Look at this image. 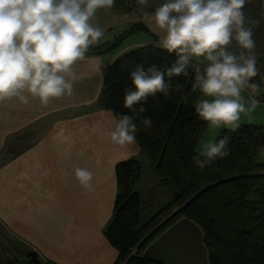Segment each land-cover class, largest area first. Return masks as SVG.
Listing matches in <instances>:
<instances>
[{
	"label": "crops",
	"instance_id": "obj_1",
	"mask_svg": "<svg viewBox=\"0 0 264 264\" xmlns=\"http://www.w3.org/2000/svg\"><path fill=\"white\" fill-rule=\"evenodd\" d=\"M161 2L149 0L144 10L152 11ZM133 6L130 14L114 18L117 25H124L123 30H115L110 21L113 14L105 12V25L98 27L112 36L91 47L118 42L127 29L133 31L136 23H142L149 32L159 31L152 37L157 42L147 41L140 46L158 47L161 31L151 19V26L144 24L148 16L141 14L136 0ZM244 12L249 19L259 21L253 26V39L257 76L262 82L257 84L259 95L250 85L242 90L246 104L252 98L259 103L254 111L241 114L239 126L264 128V0H247ZM107 52L85 55L73 65L77 79L70 97L53 98L47 105L34 97L28 104L15 97L0 101V151L7 141L6 163L0 167V228L10 238L0 250L3 260L23 264L26 254L35 251L40 261L55 264L115 263L117 251L104 235L112 220L117 193L115 166L131 158L141 163L144 155L136 141L118 146L108 136L114 114L99 101L103 72L124 51ZM220 130L208 127L205 135L213 139ZM204 139L207 138H202L196 152L202 150ZM257 162L264 163V150ZM77 166L92 172L90 189L76 180ZM138 182L133 189L141 198L144 222L158 209L151 210L152 203L145 199L144 190L136 188ZM154 187L170 188L161 184L160 178ZM170 189L168 202L174 197ZM142 252L162 264H209L202 230L187 218L178 219L159 233Z\"/></svg>",
	"mask_w": 264,
	"mask_h": 264
},
{
	"label": "clouds",
	"instance_id": "obj_2",
	"mask_svg": "<svg viewBox=\"0 0 264 264\" xmlns=\"http://www.w3.org/2000/svg\"><path fill=\"white\" fill-rule=\"evenodd\" d=\"M136 2L162 33L157 46L174 59L163 68L136 63L122 100L129 111L114 114L110 141L118 146L134 143L140 131L137 117L145 128L152 125L151 117L143 115L148 98L159 94L167 99L182 87L173 78L190 73V90L202 97L194 105L198 117L209 128L236 130L241 114L259 103L252 98L246 104L241 94L250 85L259 95V85L252 82L258 75L253 26L259 21L245 15L247 0H162L152 11L144 10L149 0ZM114 3L0 0V101L15 97L28 104L34 97L47 105L53 98L72 96L77 79L73 65L104 35L93 17ZM229 142L228 135L207 140L192 155L193 165L203 169L225 157ZM74 175L83 188H91L88 168L77 166Z\"/></svg>",
	"mask_w": 264,
	"mask_h": 264
},
{
	"label": "trees",
	"instance_id": "obj_3",
	"mask_svg": "<svg viewBox=\"0 0 264 264\" xmlns=\"http://www.w3.org/2000/svg\"><path fill=\"white\" fill-rule=\"evenodd\" d=\"M134 1L115 0L111 10L126 16L133 11ZM136 28L147 30L142 23L134 24L133 31ZM114 46H90L86 55H100ZM173 59L152 45L121 55L104 69L99 101L113 114L128 112L122 100L131 86L128 74L136 63H156L163 68ZM191 79V73L174 77L173 84L182 86L179 91H172L167 99L159 94L148 98L143 115L151 117V127L145 128L140 118L136 119L140 129L136 142L161 184L174 190L173 199L143 222L141 198L133 189L141 176V163L131 158L115 166L117 193L112 220L104 231L118 254L114 264H162L142 251L180 218L201 228L209 264H264V163L257 162L264 150V128L241 125L234 131L221 129L216 138L230 137L228 155L203 169L195 167L192 155L208 125L195 113L200 94L190 90ZM252 82L262 81L256 76ZM14 263L0 257V264ZM23 264L34 263L26 256Z\"/></svg>",
	"mask_w": 264,
	"mask_h": 264
},
{
	"label": "rangeland",
	"instance_id": "obj_4",
	"mask_svg": "<svg viewBox=\"0 0 264 264\" xmlns=\"http://www.w3.org/2000/svg\"><path fill=\"white\" fill-rule=\"evenodd\" d=\"M105 12H111V14H113L112 16H114V17L112 19H110V21H113V24H115V30L118 31V30L124 29L123 28L124 25H121V24L117 25L116 24L117 22L114 20V18H120V17H119V15L114 14L113 11L111 10V8H100V9H98L95 16L93 17L92 23L96 26L105 25L104 24V22L106 20ZM119 20H123V19H119ZM149 20H150V18L147 17L144 21V24L151 26V22H149ZM129 31H130V28L127 29L126 34H124L120 37L121 41L119 40L118 42L117 41L113 42V43H115V46L112 50H109L107 52L108 54H111V53L114 54V53L119 52L120 50H123L124 51L123 53L125 54V53H128V52L136 49L137 47H140V43H145L147 41L157 42L153 39L154 36L156 37L155 34L159 32L157 30L153 29V31L149 32V31L144 30V29L136 28L131 33H128ZM111 36H112L111 33H105L100 41H103V40H105ZM203 137L207 138V139H204L205 140L204 142L209 140V135H204ZM6 154H7V141H5L3 143V147L0 151V167H3V165L6 163ZM141 166H142L141 177L139 178V182L136 184V188L138 190L139 189L144 190L145 199H150V201L152 203V204H149V205H152L151 210L152 209H154V210L158 209L159 210L163 205L168 203L169 192L171 191V189L170 188H158V187L153 188V183H155L159 177L153 172V170L149 166L145 157H143V159H142ZM148 207H150V206H148ZM158 210H156V212ZM5 240H10V238L7 239V236L5 235V233L0 228V250L3 249V243L5 242ZM0 257L3 259L4 255L2 253H0Z\"/></svg>",
	"mask_w": 264,
	"mask_h": 264
},
{
	"label": "water",
	"instance_id": "obj_5",
	"mask_svg": "<svg viewBox=\"0 0 264 264\" xmlns=\"http://www.w3.org/2000/svg\"><path fill=\"white\" fill-rule=\"evenodd\" d=\"M131 31H129L128 33H130ZM27 257L30 258V260L34 263V264H41L40 259L37 256V253L35 251H29L27 254Z\"/></svg>",
	"mask_w": 264,
	"mask_h": 264
},
{
	"label": "built area",
	"instance_id": "obj_6",
	"mask_svg": "<svg viewBox=\"0 0 264 264\" xmlns=\"http://www.w3.org/2000/svg\"><path fill=\"white\" fill-rule=\"evenodd\" d=\"M135 250H133L132 252H134ZM44 264H55V263H53V262H49V261H44L43 262Z\"/></svg>",
	"mask_w": 264,
	"mask_h": 264
}]
</instances>
